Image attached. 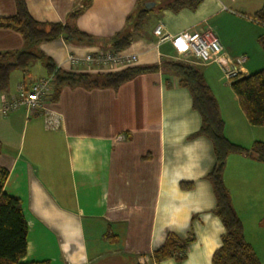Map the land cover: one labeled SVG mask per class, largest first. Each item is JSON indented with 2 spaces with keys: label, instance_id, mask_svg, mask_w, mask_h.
Segmentation results:
<instances>
[{
  "label": "crops",
  "instance_id": "0c3cea01",
  "mask_svg": "<svg viewBox=\"0 0 264 264\" xmlns=\"http://www.w3.org/2000/svg\"><path fill=\"white\" fill-rule=\"evenodd\" d=\"M140 1L27 0L35 21L69 23L96 39L93 46L64 40L43 43L34 52L43 53L64 72L108 73L74 69L68 56L111 50L112 39L129 30V19L139 14ZM263 6L204 0L196 11L179 13L155 6L147 17H155L153 24L144 23L121 53L138 56L133 67L159 70L118 90L82 86L53 90L48 106L62 119L57 130L46 129L41 116L28 118L24 109L9 116L1 113L4 99L16 94L21 84L29 87L51 76L45 65L34 63L28 73L11 75L9 89L0 91V172L8 171L4 192L21 201L28 224L24 263L158 264L153 253L168 234L181 239L193 234L195 241L183 262L170 259L159 264H212L225 232L214 214L216 198L207 179L216 163L214 148L208 138L195 137L202 118L193 109L190 91L164 65L182 62L203 74L219 104L225 135L233 143L251 149L255 142H264V128L249 124L219 64L202 65L194 58L181 61L170 43L158 44L153 32L159 23L172 36L210 29L221 42L225 63L249 76L264 70L259 44L264 26L252 19ZM77 11L82 14L69 21ZM16 13L15 0H0V19ZM24 48L21 34L0 29V53ZM262 175L264 164L246 155H231L223 174L245 240L260 264H264ZM183 183L191 184V190H183Z\"/></svg>",
  "mask_w": 264,
  "mask_h": 264
},
{
  "label": "trees",
  "instance_id": "16d2710c",
  "mask_svg": "<svg viewBox=\"0 0 264 264\" xmlns=\"http://www.w3.org/2000/svg\"><path fill=\"white\" fill-rule=\"evenodd\" d=\"M17 13L14 17L0 19V29L18 32L25 41L21 51L0 53V91L9 89L11 75L16 71L28 73L36 62H42L50 75H54V89L58 92L62 87H84L86 89L118 90L122 85L140 75L157 72V67H130L116 72L98 75L75 74L64 72L55 67L54 62L43 53L34 52V48L43 43L64 40L66 43L78 42L93 46L96 39L81 32L71 24H47L35 21L27 8V0H15ZM141 9L135 18L129 19V30L118 34L111 41V50L121 53L126 50L134 33L143 28L151 10L145 4L154 3L156 7L163 5L168 10L179 13L183 10L196 11L204 0H141ZM82 11L69 16L75 21ZM252 19L264 26V6ZM264 52V36L259 38ZM164 68L170 70L180 79V85L188 89L192 95L193 109L202 118V127L195 137L208 138L214 148L216 163L207 179L210 181L216 198L215 216L221 221L225 230L221 238V246L212 257V264H260L253 247L245 240L243 224L235 212L230 193L224 183L223 174L227 160L231 155H246L264 164V142H255L251 149L233 143L225 135V123L221 117L219 104L207 85L203 74L194 66L182 62H169ZM231 89L237 97L241 110L249 124L255 128H264V70L249 75H240L230 82ZM8 171L0 172V264H48L24 263L27 255L28 224L19 199L8 196L5 184ZM183 190H191L192 185L181 184ZM195 237L191 234L181 239L168 234L161 248L153 253L156 263L174 259L183 262Z\"/></svg>",
  "mask_w": 264,
  "mask_h": 264
},
{
  "label": "built area",
  "instance_id": "2783aa9c",
  "mask_svg": "<svg viewBox=\"0 0 264 264\" xmlns=\"http://www.w3.org/2000/svg\"><path fill=\"white\" fill-rule=\"evenodd\" d=\"M153 34L159 45L170 43L181 61L186 62L194 58L202 65L217 63L224 70L229 82L242 75L239 67L233 64L228 66L225 63L221 42L210 29L199 28L172 36L166 32L164 24L159 23ZM138 60L137 55L117 53L112 50L98 51L83 57L70 54L67 59L72 68L84 69L88 72H116L135 66ZM54 80V75H51L29 87L21 84L16 94L4 99L1 113L4 116H9L24 109L28 118L43 117L46 129H59L62 119L48 106V100L54 89ZM144 264H147V261Z\"/></svg>",
  "mask_w": 264,
  "mask_h": 264
},
{
  "label": "rangeland",
  "instance_id": "374dc122",
  "mask_svg": "<svg viewBox=\"0 0 264 264\" xmlns=\"http://www.w3.org/2000/svg\"><path fill=\"white\" fill-rule=\"evenodd\" d=\"M240 1H243L244 3H247V5L249 6V5H251V6H255V5H259L260 3L261 4H263L264 5V0H240ZM146 5V4H145ZM155 20V17L154 16H152V15H150L149 16V18L146 20V25H151V24H153V21ZM34 65H37L38 67H43V63L42 62H37V63H35ZM40 68H37V69H40ZM31 71V70H30ZM38 71H40V70H38ZM43 71V70H42ZM18 75H21V74H23V72H16ZM34 75V74H33ZM35 76V75H34ZM255 128V127H254ZM260 129V128H259ZM260 142V141H259ZM255 144V143H254ZM254 144H252V147H253V145ZM262 176H264V175H262Z\"/></svg>",
  "mask_w": 264,
  "mask_h": 264
},
{
  "label": "water",
  "instance_id": "95a60500",
  "mask_svg": "<svg viewBox=\"0 0 264 264\" xmlns=\"http://www.w3.org/2000/svg\"><path fill=\"white\" fill-rule=\"evenodd\" d=\"M155 6H156V5H155L154 3H147V4L145 5V9L150 11V10H152Z\"/></svg>",
  "mask_w": 264,
  "mask_h": 264
}]
</instances>
